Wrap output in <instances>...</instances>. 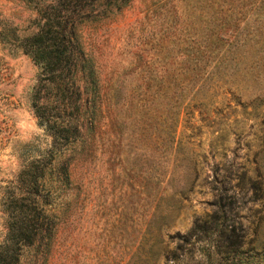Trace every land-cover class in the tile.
<instances>
[{
    "label": "rangeland",
    "instance_id": "1",
    "mask_svg": "<svg viewBox=\"0 0 264 264\" xmlns=\"http://www.w3.org/2000/svg\"><path fill=\"white\" fill-rule=\"evenodd\" d=\"M39 1L0 0V241L16 173L50 143L30 104L39 68L18 44L33 26L31 7ZM209 1L130 0L106 21L83 23L101 75L113 78L136 53L146 58L150 43L170 32L166 23L188 21L186 13L196 5L208 11ZM220 2L224 12L234 7L235 71L213 73L205 85L178 97H189L178 109L175 130L186 158L173 166V154H166L157 170L128 168L122 152L118 159L107 158L105 130L104 143L94 146L91 159L73 160L67 196L76 193V198L59 222V242L49 264H125L136 243L147 241L148 232L154 235L150 222L158 214L169 219L161 225L167 239L168 233L185 231L196 216L214 208L219 194L231 203L247 238L264 242V0ZM128 76L141 82L134 73L125 74L127 81ZM142 91L148 97L149 90ZM150 99L156 118L165 114L167 97ZM139 136L144 137L142 130ZM186 173L193 179H182ZM158 197L161 201L152 209Z\"/></svg>",
    "mask_w": 264,
    "mask_h": 264
},
{
    "label": "trees",
    "instance_id": "2",
    "mask_svg": "<svg viewBox=\"0 0 264 264\" xmlns=\"http://www.w3.org/2000/svg\"><path fill=\"white\" fill-rule=\"evenodd\" d=\"M129 1L40 0L31 7L33 26L18 44L39 68L30 104L50 143L16 173V190L8 197L4 217L0 264H49L59 242V222L76 198V193L67 196L73 185V160L91 159L94 146L104 143L105 130L110 161L123 153L128 168L157 170L163 166L162 157L173 154V166L181 164L186 155L176 143L175 130L178 109L189 97H178L183 90L205 85L213 73L235 71L234 7L224 12L220 0H210L208 11L196 5L186 13L188 21L166 23L170 32L150 43L146 58L134 54L123 71L107 79L85 42L82 25L110 19ZM127 73L141 82L132 81V75L127 81ZM143 89L149 90L148 97ZM154 96L167 97L166 112L158 118L152 110ZM182 179L193 177L186 173ZM160 201L158 197L152 209ZM214 204L185 231L168 233L167 239L161 225L169 224V219L158 214L150 222L154 235L148 232L147 241L136 243L125 264H263L264 242L247 238L231 203L221 194Z\"/></svg>",
    "mask_w": 264,
    "mask_h": 264
}]
</instances>
